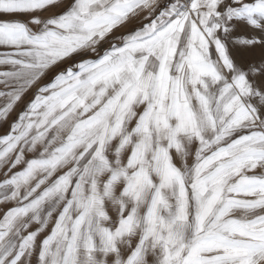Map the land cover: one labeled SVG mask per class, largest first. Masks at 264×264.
Wrapping results in <instances>:
<instances>
[{
	"label": "snow or ice",
	"instance_id": "1",
	"mask_svg": "<svg viewBox=\"0 0 264 264\" xmlns=\"http://www.w3.org/2000/svg\"><path fill=\"white\" fill-rule=\"evenodd\" d=\"M0 264H264V0H0Z\"/></svg>",
	"mask_w": 264,
	"mask_h": 264
}]
</instances>
